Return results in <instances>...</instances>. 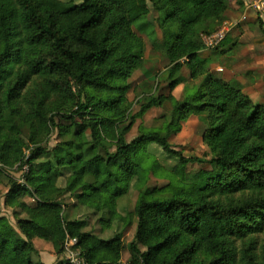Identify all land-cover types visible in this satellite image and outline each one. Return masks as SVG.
<instances>
[{
  "label": "trees",
  "instance_id": "1",
  "mask_svg": "<svg viewBox=\"0 0 264 264\" xmlns=\"http://www.w3.org/2000/svg\"><path fill=\"white\" fill-rule=\"evenodd\" d=\"M227 11L225 0H0V196L15 221L0 216V264H46L33 261L35 239L51 246L54 264H74L62 259L68 249L86 264H122V234L135 219L129 264H264V105L208 72L198 43ZM159 30L172 32L166 93L131 115L143 36L162 50ZM184 69L202 81L195 96L175 101ZM163 104L170 122L128 142L137 119ZM193 117L203 157L171 143ZM149 152L176 175L166 191L146 188ZM194 164L203 170L188 181ZM73 192L78 205L104 210L100 221L114 237L66 220Z\"/></svg>",
  "mask_w": 264,
  "mask_h": 264
},
{
  "label": "rangeland",
  "instance_id": "2",
  "mask_svg": "<svg viewBox=\"0 0 264 264\" xmlns=\"http://www.w3.org/2000/svg\"><path fill=\"white\" fill-rule=\"evenodd\" d=\"M247 8V10H253L249 6ZM261 28L262 25L259 23V21H256L255 30L260 31ZM171 34V31L166 32L164 36L161 30L158 31L157 35L159 44L163 45L162 50H154L152 45L154 46L153 43L156 41L145 35L143 36L146 42V60L143 69L138 71L134 76V80L137 83L136 89L129 93V99L133 106L131 115L137 114L143 103H145L147 98L153 94L166 93L164 89L165 86H167L168 78L165 70L169 60L167 59L164 52L172 41ZM209 55L210 57H214L216 54L211 52ZM207 56L208 55H206V57ZM235 56H238L239 60H242L240 55L237 54ZM235 56H233V58H235ZM207 59L208 65H206V67H208L211 63V59ZM182 75L185 78V81L173 90L175 101L180 100L182 97L190 98L195 96L202 81V79L198 80L199 78L194 80L189 78V72L187 69L183 70ZM216 75L218 77H222L220 76L221 74ZM253 102L257 103V101ZM162 106L164 108H153L143 113L137 119L136 124L128 133L129 135H127L126 140L130 142L135 137H137V134H139V129L159 130L162 123H169L172 117L171 106L166 104H163ZM199 118L203 120L205 115L201 114L198 119ZM202 132V129L198 125L197 118L193 117L189 121L183 122L181 124V132H179L176 138L171 139V143L177 147L179 146L180 150L186 153L189 157H203V155H205L208 150L207 147L202 144ZM58 141V136L54 135L50 140L49 146L53 147ZM146 147L147 150L158 149L157 146L153 147V145L150 143H147ZM162 158L163 156L159 155L158 152H149L145 155V160L142 163V167L146 171L145 179L148 181L146 185L147 189L166 191L171 183L176 179V175L169 166L165 165V162H162ZM202 170L203 167L199 164L189 166L186 172L187 180H193L195 177H197V175L200 174ZM64 184L65 183L63 181L59 182V186H64ZM76 193L77 192H73L71 195H66L65 203L70 205L65 211L66 220H88L89 225L86 228V231L91 232L103 239H110L114 237L115 232L110 229H106L100 221V219L105 216L104 210L78 205L76 202ZM142 193L143 190H136L134 192L133 202L135 205L139 203ZM23 200L30 202L27 197H23ZM3 209L4 206L2 204V200H0V214H3ZM12 225L15 226L14 219ZM135 231L136 219L134 220V225L122 234L124 241L121 259L122 264H129V258L131 257L130 244L133 241ZM35 245L36 252L33 254L34 262H44L46 264H54L56 262V257L55 255L53 256L54 253L52 252V248L49 244L40 239H35ZM68 258L69 253L67 251L66 254L62 256V259Z\"/></svg>",
  "mask_w": 264,
  "mask_h": 264
},
{
  "label": "crops",
  "instance_id": "3",
  "mask_svg": "<svg viewBox=\"0 0 264 264\" xmlns=\"http://www.w3.org/2000/svg\"><path fill=\"white\" fill-rule=\"evenodd\" d=\"M225 3L228 5V11L223 22L227 23L231 31L227 36V44L217 48L218 50L203 53V57L208 55L206 58L211 59L208 72H213L216 77V74H221L220 78L241 84L243 92L252 101L264 104V33L262 29L255 30L259 16L246 7L242 10L238 0H225ZM211 52L216 55L210 57ZM237 54L242 60L235 56ZM0 200L4 206L0 216H7L12 224V212L5 206L4 194L0 196Z\"/></svg>",
  "mask_w": 264,
  "mask_h": 264
},
{
  "label": "built area",
  "instance_id": "4",
  "mask_svg": "<svg viewBox=\"0 0 264 264\" xmlns=\"http://www.w3.org/2000/svg\"><path fill=\"white\" fill-rule=\"evenodd\" d=\"M247 3L264 22V0H248ZM230 31V27H228L227 23H224L223 21H220L217 24L213 23L206 29H203L200 39L198 40L199 45L204 47V50L202 51H208V49L220 47V42L230 33ZM67 251L69 253V258L74 264H86L84 259L80 260L76 258V255L71 250L68 249Z\"/></svg>",
  "mask_w": 264,
  "mask_h": 264
}]
</instances>
